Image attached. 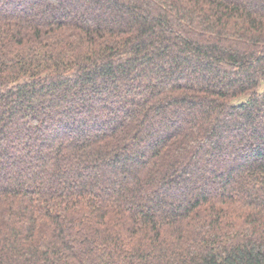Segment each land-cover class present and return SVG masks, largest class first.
<instances>
[{"label": "trees", "instance_id": "trees-1", "mask_svg": "<svg viewBox=\"0 0 264 264\" xmlns=\"http://www.w3.org/2000/svg\"><path fill=\"white\" fill-rule=\"evenodd\" d=\"M0 264H264V0H0Z\"/></svg>", "mask_w": 264, "mask_h": 264}]
</instances>
